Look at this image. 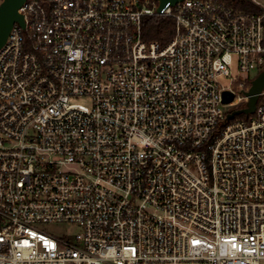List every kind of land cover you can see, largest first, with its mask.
I'll use <instances>...</instances> for the list:
<instances>
[{
  "label": "built area",
  "instance_id": "2783aa9c",
  "mask_svg": "<svg viewBox=\"0 0 264 264\" xmlns=\"http://www.w3.org/2000/svg\"><path fill=\"white\" fill-rule=\"evenodd\" d=\"M255 4L22 5L0 49V264H264V91L227 120L264 71ZM146 17L174 20L168 44Z\"/></svg>",
  "mask_w": 264,
  "mask_h": 264
},
{
  "label": "water",
  "instance_id": "95a60500",
  "mask_svg": "<svg viewBox=\"0 0 264 264\" xmlns=\"http://www.w3.org/2000/svg\"><path fill=\"white\" fill-rule=\"evenodd\" d=\"M27 0H3L0 6V49L6 43L14 25L18 23L22 27L25 26L24 18L19 10ZM155 1L158 3V11L161 12L168 4L175 5L184 0H143ZM264 91V71L260 72L258 76L252 81L248 91L244 94L248 99L245 108L232 111L228 114L227 120L231 121L235 117L245 115L249 117L256 112L259 95ZM234 95L225 91L223 93V102L228 105L233 102Z\"/></svg>",
  "mask_w": 264,
  "mask_h": 264
},
{
  "label": "trees",
  "instance_id": "16d2710c",
  "mask_svg": "<svg viewBox=\"0 0 264 264\" xmlns=\"http://www.w3.org/2000/svg\"><path fill=\"white\" fill-rule=\"evenodd\" d=\"M235 10L246 12H258L260 7L250 0H226ZM175 33V22L167 17H146L143 19V37L148 42H157L162 46L168 44ZM252 82L249 83L251 85ZM237 119L249 118L245 115L237 116Z\"/></svg>",
  "mask_w": 264,
  "mask_h": 264
},
{
  "label": "rangeland",
  "instance_id": "374dc122",
  "mask_svg": "<svg viewBox=\"0 0 264 264\" xmlns=\"http://www.w3.org/2000/svg\"><path fill=\"white\" fill-rule=\"evenodd\" d=\"M251 2L257 3L261 6H264V0H250ZM231 77L238 79V80H244V79H249L248 75L239 73V69H238V61H237V57L234 56L233 57V66H232V70H231ZM259 73H252L251 77L252 79H255L258 76ZM221 84L224 87H229L231 84V78H222L220 79ZM78 103L86 105V106H90L91 105V101L88 98H79L77 100ZM247 105V102H243L241 103L238 107H230L228 108L229 111H235L236 109L239 108H245ZM37 229L41 232H44L46 234H50L52 236H64L66 238H72L74 235H76L79 230L76 226L74 225H68V224H43V225H39L37 226Z\"/></svg>",
  "mask_w": 264,
  "mask_h": 264
}]
</instances>
